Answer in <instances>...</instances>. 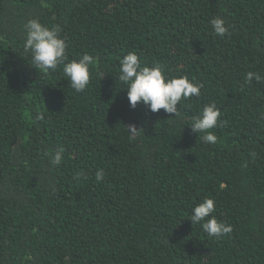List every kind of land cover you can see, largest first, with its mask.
Masks as SVG:
<instances>
[{
  "label": "trees",
  "instance_id": "1",
  "mask_svg": "<svg viewBox=\"0 0 264 264\" xmlns=\"http://www.w3.org/2000/svg\"><path fill=\"white\" fill-rule=\"evenodd\" d=\"M216 16L230 35L214 34ZM32 18L60 27L69 60L95 57L83 92L62 65H30ZM128 52L200 96L178 117L130 108L118 79ZM248 71L264 76V0H0V264H264V80ZM210 103L215 144L185 125ZM128 124L144 125L136 140ZM58 145L53 167L45 152ZM205 197L231 233L191 224Z\"/></svg>",
  "mask_w": 264,
  "mask_h": 264
},
{
  "label": "clouds",
  "instance_id": "2",
  "mask_svg": "<svg viewBox=\"0 0 264 264\" xmlns=\"http://www.w3.org/2000/svg\"><path fill=\"white\" fill-rule=\"evenodd\" d=\"M210 25L215 35L226 37L230 35L229 26L223 17L216 16L210 20ZM23 50L30 57L31 63L36 70L47 73L56 70L62 65L63 77L70 83L76 93L83 92L90 83V66L96 64V59L88 53L82 54L78 59L69 60L66 52L67 44L59 35L60 27H48L38 19L32 18L24 24ZM118 79L127 90L129 107L135 109L137 104L147 106L152 113L163 109L172 117L180 116L177 105L182 100L193 96H200L202 85L190 80L187 76L168 78L164 73V65L159 62L151 66H141L139 57L134 52H128L119 60ZM264 80L258 72L248 71L245 81L251 83ZM220 109L215 103L206 104L199 115L193 116L189 123L190 131L201 134L200 140L206 144H215L217 136L211 129H215L220 118ZM144 125L137 127L128 124L129 138L136 140L143 130ZM144 131V130H143ZM65 149L58 145L52 152H45L49 163L53 167H59L64 160ZM104 171L98 169L95 173L97 181L103 180ZM76 179L88 178L83 171L74 174ZM215 201L213 198L205 197L197 203L191 211L188 219L191 224H199L203 230L215 238L223 237L232 232L230 224L220 221L216 216Z\"/></svg>",
  "mask_w": 264,
  "mask_h": 264
}]
</instances>
